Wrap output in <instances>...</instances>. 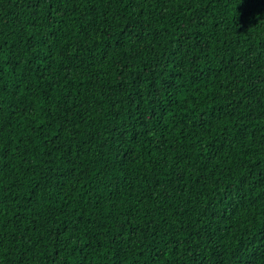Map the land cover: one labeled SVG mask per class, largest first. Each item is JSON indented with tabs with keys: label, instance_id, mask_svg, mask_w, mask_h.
<instances>
[{
	"label": "trees",
	"instance_id": "trees-1",
	"mask_svg": "<svg viewBox=\"0 0 264 264\" xmlns=\"http://www.w3.org/2000/svg\"><path fill=\"white\" fill-rule=\"evenodd\" d=\"M0 264H264V0H0Z\"/></svg>",
	"mask_w": 264,
	"mask_h": 264
}]
</instances>
